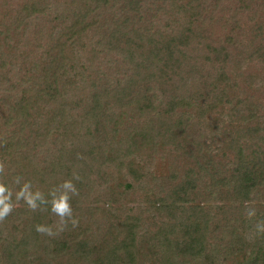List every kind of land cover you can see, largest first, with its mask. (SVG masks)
I'll use <instances>...</instances> for the list:
<instances>
[{"label": "trees", "instance_id": "obj_1", "mask_svg": "<svg viewBox=\"0 0 264 264\" xmlns=\"http://www.w3.org/2000/svg\"><path fill=\"white\" fill-rule=\"evenodd\" d=\"M14 3L0 0V180L15 191L22 176L47 197L73 179L78 223L56 231L48 206L16 202L0 220V264H264V73L245 77L234 97L237 79L226 72L253 42L249 58L264 61V24L244 47L236 16L243 7L254 20L264 0ZM29 42L39 57L22 50ZM227 109L237 136L217 146L210 127L225 135ZM192 112L212 124L194 129ZM122 113L137 126L118 139ZM59 135L76 140L56 143ZM167 142L185 161L167 179L126 157ZM135 192L138 205H128ZM40 223L55 234L37 232Z\"/></svg>", "mask_w": 264, "mask_h": 264}, {"label": "rangeland", "instance_id": "obj_2", "mask_svg": "<svg viewBox=\"0 0 264 264\" xmlns=\"http://www.w3.org/2000/svg\"><path fill=\"white\" fill-rule=\"evenodd\" d=\"M8 2H10L11 6H16L14 3V0H8ZM236 7V6H235ZM242 8L243 7H238L236 8V16L238 19H240L241 23L243 24V31L240 33H238V39H240V41L242 42L243 46L245 47V43H247V40H252V38L249 36L251 34V30L252 27L255 26L256 23H263L264 24V8H258V9H252V12L256 11L257 15L255 16V19L253 20L252 18H254L253 15H251V10L250 9H245L242 12ZM13 7L10 9L12 10ZM2 17V13L0 10V18ZM4 30V26L3 24L0 22V32H2ZM258 37L256 38V40L258 41ZM23 41V40H22ZM259 42V41H258ZM4 44V47L6 46V43L2 42ZM27 45H24L22 43L21 48L24 52H28V54H32L31 57L33 56L34 58H37L36 55L38 54L39 57V50H36L34 48V45L31 44V42L26 43ZM255 43L253 42L248 49H245L243 57L239 58V61H236V63L229 62L228 67L226 72L228 73V75L230 76L231 80L233 82H235L234 79L236 80L237 86L235 88H233L231 91H229L230 95H233L234 97L237 96H243V93L240 91H243L244 87H245V83L246 81L244 80L245 77H249L250 80H256L257 78H260L261 75H263L264 73V61H262L260 58L258 57H251L249 58V54H250V48L251 46H254ZM0 49L3 50L2 48V44H0ZM231 51H234V49H231ZM236 54V53H235ZM246 57V58H245ZM36 60V59H35ZM206 67H201V69L198 71V74H203L205 73ZM235 68L237 69L235 72ZM240 73V74H239ZM214 74L216 75V72L214 71ZM241 74H243L244 76L242 77ZM240 76V77H239ZM263 77V76H262ZM248 79V80H249ZM234 84V83H233ZM80 87H83L82 85ZM254 91V90H253ZM255 92V91H254ZM257 95V93H256ZM192 114H196L192 112ZM131 113L125 114L122 113V118L119 121H122V125L121 127V131L116 132V135H118V139L120 137H124L123 135L126 133L122 130L123 127H129L131 130H135L136 126H135V121L136 119H134L133 121L130 119ZM75 117V116H74ZM77 120L76 124H72L73 127L74 125L78 126L80 131V134H85L86 131V123L87 122H83L81 121L82 119H78L75 118ZM211 118L209 117L208 114L205 113V115L203 116H197L194 118L195 121H197V124H195L194 129H196V126H200L202 124L206 125L211 121ZM234 118H232L231 116H229V110H226L225 115L223 114L219 120V123L221 125V128L223 129V132L225 133V135L220 131V130H216L215 129V125L214 127L211 125L210 129L212 130V132L214 131V133H216L214 135V139L215 142L218 138H222L223 140H221L220 142L217 141L216 144L217 146L223 144V142H225V145L227 143V141L229 142L230 139H234L237 136V130L235 127V124L230 125L232 120ZM74 121V119H73ZM209 124H212L211 122ZM60 125V124H58ZM205 125V126H206ZM237 128H239V126H237ZM57 129V128H55ZM204 129V127L202 128V130ZM58 132H61V128H58ZM208 135H212L211 132H208ZM56 139V140H55ZM51 140V139H50ZM54 140L57 142H67V140L69 142H74L76 139L73 137H69L68 139L65 136H61L59 135L57 138H54ZM128 140V139H127ZM127 140L121 139L120 142L123 143V145H119V146H129V144H125L127 142ZM86 144H84L83 146H87L89 143V139L87 138L86 140ZM209 141V140H208ZM82 143V142H81ZM81 143H78L79 145ZM178 143V142H177ZM176 144V143H175ZM174 143L172 144L171 142H167L166 144H161L159 145H155L152 146L150 144H146L144 146H138L135 148H129L130 150L127 152L126 151V157L128 160H131L133 164H138L139 167L137 168H141L143 169L146 173H150L151 175H156L159 176L160 178H162V180H164V178L167 179V171H172V173H178V171H180V169H182L183 167V160H180L181 157L183 156L181 154V151H178V146H176ZM118 146V144H117ZM215 146V145H213ZM210 148H212V146H210ZM215 149V148H214ZM44 155V153L40 152V154L38 155V157H42ZM136 167V166H134ZM77 168V166L74 167V171ZM148 178H146L147 182ZM161 181V180H159ZM131 198H134L135 200H132L131 202H129L128 205H138L139 201H137L139 196L137 194V192H135L134 194L131 195ZM135 201V202H133ZM144 228H146L145 226H143V229H141L142 231L145 230ZM149 229H152V227H150ZM155 228H153L154 230Z\"/></svg>", "mask_w": 264, "mask_h": 264}, {"label": "clouds", "instance_id": "obj_3", "mask_svg": "<svg viewBox=\"0 0 264 264\" xmlns=\"http://www.w3.org/2000/svg\"><path fill=\"white\" fill-rule=\"evenodd\" d=\"M2 173L3 165L0 164V174ZM78 178L76 177V179ZM13 183L17 186L15 191L7 182L0 180V220L11 213L16 202L24 201L33 210L42 206H48L49 210L55 213L61 220V225L58 226L56 231L62 230L68 223H71L73 226L78 223L73 215L71 204L72 197L78 195V189L73 179H66L60 184L61 191L59 194L53 191L47 197L41 191L34 190L32 182L25 180L22 176H16ZM247 216L249 219L254 218L256 216V209L249 208ZM256 230L258 233H264V223L258 222ZM36 231L47 235L55 234L53 228L44 223L37 224Z\"/></svg>", "mask_w": 264, "mask_h": 264}]
</instances>
